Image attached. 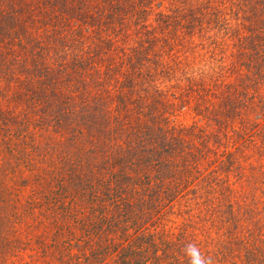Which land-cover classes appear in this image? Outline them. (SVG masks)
<instances>
[{
    "label": "trees",
    "instance_id": "obj_1",
    "mask_svg": "<svg viewBox=\"0 0 264 264\" xmlns=\"http://www.w3.org/2000/svg\"><path fill=\"white\" fill-rule=\"evenodd\" d=\"M263 88L264 0H0V261L264 264Z\"/></svg>",
    "mask_w": 264,
    "mask_h": 264
},
{
    "label": "clouds",
    "instance_id": "obj_2",
    "mask_svg": "<svg viewBox=\"0 0 264 264\" xmlns=\"http://www.w3.org/2000/svg\"><path fill=\"white\" fill-rule=\"evenodd\" d=\"M182 251L188 257L189 264H213L212 258L201 253L195 243L186 244Z\"/></svg>",
    "mask_w": 264,
    "mask_h": 264
},
{
    "label": "rangeland",
    "instance_id": "obj_3",
    "mask_svg": "<svg viewBox=\"0 0 264 264\" xmlns=\"http://www.w3.org/2000/svg\"><path fill=\"white\" fill-rule=\"evenodd\" d=\"M264 89V88H263ZM178 119H179V121H186V122H188V121H190L189 120V118L188 117H185V118H183V117H178ZM0 264H11L10 263V260L9 261H6V263H3L2 261H0Z\"/></svg>",
    "mask_w": 264,
    "mask_h": 264
}]
</instances>
